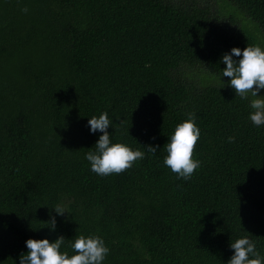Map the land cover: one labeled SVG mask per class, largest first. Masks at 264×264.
Segmentation results:
<instances>
[{
	"label": "trees",
	"instance_id": "trees-1",
	"mask_svg": "<svg viewBox=\"0 0 264 264\" xmlns=\"http://www.w3.org/2000/svg\"><path fill=\"white\" fill-rule=\"evenodd\" d=\"M247 45L264 47V0H0V264L81 234L105 240L104 264H227L243 236L264 254V126L220 83ZM103 112L113 142L146 153L120 174L85 159ZM189 113L201 166L183 180L164 146Z\"/></svg>",
	"mask_w": 264,
	"mask_h": 264
},
{
	"label": "clouds",
	"instance_id": "clouds-1",
	"mask_svg": "<svg viewBox=\"0 0 264 264\" xmlns=\"http://www.w3.org/2000/svg\"><path fill=\"white\" fill-rule=\"evenodd\" d=\"M23 11L28 12V8L25 7ZM220 62L226 66L222 69V77L230 78L227 82L221 78L220 83L233 89L235 95L242 100L249 101L251 109L249 120L254 127L264 126V94H261L264 90V47L260 45H247L243 49L233 47L222 55ZM123 105L128 104L118 103L114 107L124 111L121 107ZM88 125L90 133H102L94 147L85 154L91 171L97 175L120 174L131 168L135 162L145 158L144 151L133 149L126 143L113 142V134L108 131L110 127L113 128V121L107 112L88 118ZM200 136L201 130L196 123V114L189 113L186 120L177 124L165 144L167 155L163 163L177 175L178 179L190 180L194 172L200 168L201 161L193 158ZM228 139L232 142L235 138ZM158 147L150 145L146 148L154 155ZM65 209L63 203H57L52 208L55 215L45 222L51 232L56 231V217H64L67 213ZM66 240L69 241L71 255L68 251H61ZM25 245L28 251L20 255L19 264H104L110 252L105 240L94 234L88 236L81 234L70 240L60 235L53 242L48 238H29ZM229 247L234 251L227 264H264V254L257 249L256 242L249 236L236 239Z\"/></svg>",
	"mask_w": 264,
	"mask_h": 264
}]
</instances>
